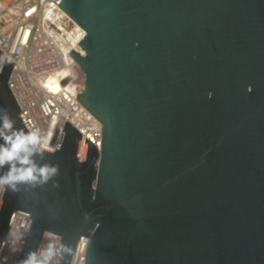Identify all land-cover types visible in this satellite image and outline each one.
<instances>
[{
    "label": "water",
    "instance_id": "obj_1",
    "mask_svg": "<svg viewBox=\"0 0 264 264\" xmlns=\"http://www.w3.org/2000/svg\"><path fill=\"white\" fill-rule=\"evenodd\" d=\"M87 35L68 56L76 99L103 126L101 152L66 122L43 163L58 175L5 191L0 250L16 213V259L50 232L86 264H264V0H62ZM3 53L0 51V63ZM7 58L0 109L30 127ZM2 143V141H0ZM88 218L85 219V215Z\"/></svg>",
    "mask_w": 264,
    "mask_h": 264
},
{
    "label": "built area",
    "instance_id": "obj_2",
    "mask_svg": "<svg viewBox=\"0 0 264 264\" xmlns=\"http://www.w3.org/2000/svg\"><path fill=\"white\" fill-rule=\"evenodd\" d=\"M62 0H0V63L2 74L9 58L13 69L9 88L30 127L50 135L44 149L55 152L66 122L82 134L79 159L86 139L102 149V123L77 99L83 76L68 56L87 33L61 7ZM64 72L63 76L58 73ZM5 193V192H4ZM0 195V205L4 196ZM30 216L16 213L2 250L0 264H22L16 259ZM60 236L45 232L39 248ZM89 239L80 242L72 264H86Z\"/></svg>",
    "mask_w": 264,
    "mask_h": 264
},
{
    "label": "clouds",
    "instance_id": "obj_3",
    "mask_svg": "<svg viewBox=\"0 0 264 264\" xmlns=\"http://www.w3.org/2000/svg\"><path fill=\"white\" fill-rule=\"evenodd\" d=\"M50 138L38 127L27 131L17 128L8 111L0 109V195L18 192L22 185L35 189L58 175V165L42 162ZM66 254H73L72 246L53 238L45 246L29 251L22 264H62Z\"/></svg>",
    "mask_w": 264,
    "mask_h": 264
},
{
    "label": "bare ground",
    "instance_id": "obj_4",
    "mask_svg": "<svg viewBox=\"0 0 264 264\" xmlns=\"http://www.w3.org/2000/svg\"><path fill=\"white\" fill-rule=\"evenodd\" d=\"M78 63V62H77ZM78 65L80 66V64L78 63ZM80 71H81V73H82V76H83V70H82V68H81V66H80ZM58 75L59 76H63L64 75V72H60V73H58ZM19 107H20V105H19ZM20 109H21V107H20ZM22 110V109H21ZM75 128V127H74ZM76 129V128H75Z\"/></svg>",
    "mask_w": 264,
    "mask_h": 264
}]
</instances>
